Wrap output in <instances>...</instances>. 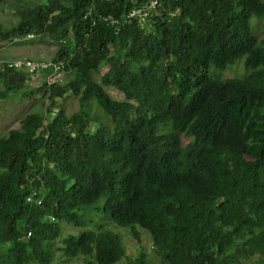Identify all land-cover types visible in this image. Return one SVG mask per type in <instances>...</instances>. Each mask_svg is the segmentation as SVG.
I'll return each mask as SVG.
<instances>
[{
	"label": "trees",
	"instance_id": "obj_1",
	"mask_svg": "<svg viewBox=\"0 0 264 264\" xmlns=\"http://www.w3.org/2000/svg\"><path fill=\"white\" fill-rule=\"evenodd\" d=\"M13 2L0 0L18 16L0 21V46L52 39L66 76L32 88L0 63V98L50 101L0 137V264H56V240L66 261L119 263L123 238L104 222L65 232L102 211L138 240L149 231L162 264H264V37L251 24L264 0Z\"/></svg>",
	"mask_w": 264,
	"mask_h": 264
},
{
	"label": "rangeland",
	"instance_id": "obj_2",
	"mask_svg": "<svg viewBox=\"0 0 264 264\" xmlns=\"http://www.w3.org/2000/svg\"><path fill=\"white\" fill-rule=\"evenodd\" d=\"M10 0V4L14 3ZM36 2L38 0H26ZM10 7V8H9ZM14 7L7 5V7L0 12V21L5 26H12L18 21L17 12ZM251 24L253 30L258 32L260 37H264V19L260 20L257 17L252 18ZM58 44L49 39L47 37L34 36L33 38L26 39L20 43L9 44L4 43L0 46V63L4 60H22L23 58H33L36 60H50L53 59L58 50ZM108 67H104L102 69V73L106 72ZM241 71V66H235L231 70H229L226 75L228 77H233L234 75L239 74ZM37 81V77L33 78V81L30 84V87H37L39 82ZM2 84L0 83V88H2ZM109 93L116 99H122L123 95L114 88H108ZM45 99V104H43V100L40 99L39 95H31L24 94V91L18 94H11L7 98H0V137L6 135L8 131L19 125V121L31 112H40L45 114L47 111V107L50 101L47 98ZM61 106L66 110L68 114H72L80 109V102L78 98L73 94H68L66 97L60 100ZM58 109L55 108V111ZM94 114L102 117L103 111L99 109L96 105H93ZM106 213L102 211V213L93 214L94 221L91 225H87L84 227L74 226V229L65 225V232H74L75 234H79L80 232L93 229L94 226H102L107 227L108 229H112L115 232L121 234L125 247H126V255L127 257L122 259L117 264H126L128 259L136 258L141 251H145L149 257V264H162L159 255L153 249V239L151 233L146 229L137 226V229L140 231L141 239H137L131 233V231L126 227L115 226L109 219H105ZM94 230V229H93ZM62 244L59 240L55 241L54 249L57 252L55 262L56 264H86L82 258L72 259L70 261H66L63 257V254L59 252L57 249ZM257 257H254L250 260L248 264H257Z\"/></svg>",
	"mask_w": 264,
	"mask_h": 264
},
{
	"label": "built area",
	"instance_id": "obj_3",
	"mask_svg": "<svg viewBox=\"0 0 264 264\" xmlns=\"http://www.w3.org/2000/svg\"><path fill=\"white\" fill-rule=\"evenodd\" d=\"M155 3H152L154 5ZM142 14L140 10H134L130 17ZM34 34H28L27 37L23 39L16 38L14 42L23 41L26 39L33 38ZM1 63H6L8 67L15 68L17 70H23L29 74L33 75V78H36L39 73L45 74L46 81L49 85L53 84H62L65 81L66 76V62L62 59L59 60H36L33 58H23L22 60H4ZM33 194L31 197H28V200H34ZM40 204V200H38Z\"/></svg>",
	"mask_w": 264,
	"mask_h": 264
},
{
	"label": "clouds",
	"instance_id": "obj_4",
	"mask_svg": "<svg viewBox=\"0 0 264 264\" xmlns=\"http://www.w3.org/2000/svg\"><path fill=\"white\" fill-rule=\"evenodd\" d=\"M23 41H25V40H23ZM20 42H22V41L13 42V43H11V44H16V43H20ZM44 60H47V59H44ZM50 60H54V58H53V59H50ZM36 82H37V81H36ZM52 219L54 220V217H53Z\"/></svg>",
	"mask_w": 264,
	"mask_h": 264
}]
</instances>
